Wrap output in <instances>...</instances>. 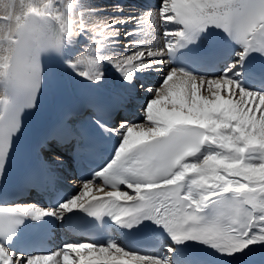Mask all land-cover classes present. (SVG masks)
Returning a JSON list of instances; mask_svg holds the SVG:
<instances>
[{"label":"snow or ice","instance_id":"6c2138e0","mask_svg":"<svg viewBox=\"0 0 264 264\" xmlns=\"http://www.w3.org/2000/svg\"><path fill=\"white\" fill-rule=\"evenodd\" d=\"M45 59L93 99L49 127L28 183L76 187L0 204V264H264V0H0V184ZM81 223L100 238L38 250Z\"/></svg>","mask_w":264,"mask_h":264},{"label":"bare ground","instance_id":"6f19581e","mask_svg":"<svg viewBox=\"0 0 264 264\" xmlns=\"http://www.w3.org/2000/svg\"><path fill=\"white\" fill-rule=\"evenodd\" d=\"M160 33H153L151 36H148V37H144L146 40H152L153 38H155L157 41L160 40ZM123 43V42H122ZM109 82L111 83V77L109 78ZM108 92H109V89L108 88H105ZM47 98L49 99V109H50V94L47 95ZM50 118V116L47 118V120ZM96 191L94 190V193L95 194Z\"/></svg>","mask_w":264,"mask_h":264}]
</instances>
